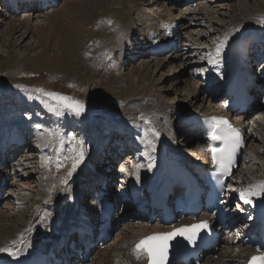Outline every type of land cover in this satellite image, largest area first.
<instances>
[{
    "label": "bare ground",
    "instance_id": "1",
    "mask_svg": "<svg viewBox=\"0 0 264 264\" xmlns=\"http://www.w3.org/2000/svg\"><path fill=\"white\" fill-rule=\"evenodd\" d=\"M59 1L61 0H58L57 5L59 4ZM218 1L231 2L230 0H217V1H214L213 3L218 2ZM17 2L18 1L10 0L11 5H15ZM209 3L210 1L204 2L201 4V6L207 5ZM231 3L233 4V2ZM24 4L28 6L30 3L25 2ZM63 4L64 5H62L61 10L55 9L53 10V12H51L50 19H49L50 24L48 26V32L44 35H41V38L43 39L42 41L44 42L43 54L39 53L36 57L32 59L33 62L35 63L39 62L40 65H43L44 67L54 64L53 69L57 67H59L60 69L70 68L74 70L76 73L77 72L79 73L82 71L81 68L77 66V62L79 64V56H82V57L89 56L91 53L87 51L88 47L93 46L96 41H99L100 42L99 46L102 47V49L99 52L104 53L105 59H107L108 55H113V58L111 59V61L116 65L118 69L121 70L122 68L121 65H123L126 60H133L134 56L136 57L142 56V55L146 56L148 54L146 53L147 50H145V44L146 45L149 44L148 41H150L149 35H148L149 33L148 27H152L157 30L155 35L152 37V42L159 38H160L159 42L157 43L166 42L168 44L174 41V38H175L174 35H171L170 37L165 36L167 29L163 28L159 30L158 24L160 21H162V19L164 21H170L174 23L172 34H174L176 31L178 32L180 31L181 33H186V35L189 38L188 42L191 44V46L192 44H195L193 43L195 42V40L201 39L199 37L196 38L195 37L196 33H193V31L191 32L192 27L196 26L199 20H197L196 22H192L194 23V25L192 23L188 25L189 22L184 21V18H183L184 14L178 15L176 13L177 5L170 3L169 0H165V1L164 0H65ZM2 5L3 7L1 8L2 14L0 16V20L4 17L3 11H5V9H3L5 4H2ZM145 5H148L149 8L145 7ZM26 6L24 7L29 8L31 10L32 7H26ZM35 7L38 8L36 5ZM234 7L236 8L235 5H231L227 7L225 6L223 8L221 7L220 10L227 8L232 11L234 10ZM210 8L211 7H207V9H204L202 12L197 13L196 18L203 17L204 15L207 16V15L214 14V17L219 15V12L217 13L215 11L210 14V12H212L213 10V9L211 10ZM240 8L242 9L241 11H244L242 13L240 12L241 15L244 17H240L238 19L239 14L238 15L233 14L234 11H232V14L227 13L224 15L227 16L226 18L232 17L234 22H232L231 24H228L229 21H224L225 18L222 19L223 21L219 20L221 22V24L219 23L220 24L219 28L221 30L220 29L219 30L224 32V36L225 34H230L229 40L227 44L225 45L221 55H223L227 51L228 49L227 47L229 43L233 42L239 37H247L248 35L257 33V31L261 32L264 37V28L263 27L260 28L261 25L264 26V24H261L258 22L261 18H264V16L262 17L260 16L258 18L256 17L250 18L248 16L250 14L249 7L246 3L244 5V1ZM36 10H39V9H36ZM13 14H16V13H13ZM31 14L32 13H29L26 15L31 16ZM108 21H111L112 23L109 24ZM19 23L20 24H17L15 20L11 21V24H9V29L7 30L8 33H12L18 30L20 25L23 24L21 22ZM209 23H212V19L210 20ZM226 25H227L226 30L224 29L222 30V27ZM137 28H140L139 32H137ZM28 31H30V27L26 26L25 32L22 34L24 35ZM158 31L162 35H160ZM260 37L262 38L261 35ZM223 39L221 41H223ZM53 42H55L54 44L55 54L50 56L48 55L47 52L49 51V49L52 48ZM199 43L200 42L196 44H198L199 46ZM165 46L166 45H164V47ZM174 49H177V50L175 52H172L169 58L168 56H165L162 59L160 57L156 59V62H155L156 69L153 72V74L156 72V70L160 72L165 67V65H167L169 62H172L171 64L173 66H171V70H173V72L175 73V71H178V69H180L178 68V65H177L178 63L179 65L185 66L186 61H188L189 58L192 57L189 54L190 51H188V53L186 54V52H184L182 48L180 49L174 48ZM232 63L233 65L228 64L226 66L224 63L221 64L222 68H221V74L219 76H223L224 80L226 78L227 82L237 81V77L240 75L241 69L245 68V65L242 61L238 63V61L234 59ZM144 64L141 67L135 66L132 69L133 71L132 73L139 80L141 79L147 80L148 77L149 79L151 78V74H152L151 70H153V66H150V64L148 63L146 65ZM227 71H230V74L227 77H225V73ZM111 73H113V71H111ZM114 73H116V71ZM114 75L116 76V78L120 77V75L119 76L116 74ZM163 77H164L163 74L160 75L158 83ZM182 77L183 75L181 73H178V75H175V78L171 79L173 81L172 82L173 85L175 83L176 89L174 91L177 94L178 89H179V84H182L183 82L186 83V85L188 84L186 86V88L189 89L188 90L189 94L187 95L188 96L187 99L190 98V100H187L188 102H179L176 104H171V103H167L164 101H160L159 98H157L153 93H151V90L149 88H145L140 93L139 92L136 93L134 92L136 91L134 82L132 80H128L127 82L130 86L129 87L130 92L131 91L133 92L131 93V95H127L128 97H126L128 100L129 106L127 110H125V112L128 115H124L123 118H121L120 116V118L116 119V121L118 120L117 123L125 127L123 129L138 133V138H139L138 142H141L140 139H142L144 134L147 133L148 138L153 140L156 145L155 151L156 150L158 151L159 147L161 146L160 143H162L163 147L162 146L161 147L163 149L162 150L163 156L161 157V159L165 157L164 152L166 151V153L170 157L171 156H182L187 161L197 162L198 165H201L203 164V162H205L208 164V166H212L211 154L209 150L210 145H209V142L207 141V137L205 138V136H202L199 132H196V129H193L190 126L193 124V121L194 122L198 121L199 119H201L202 116H209L212 113L215 114V113L222 112L216 107L217 105L219 106V104L214 105L213 101L211 100L212 98L214 100L219 99V96H222V91L225 86L222 83L219 86H215L213 84L214 79L211 76H209V80L211 81V83L209 85L208 91L210 95L209 94L204 95L205 91L202 89V86H200L197 82L196 83L193 82L195 79V76L190 75V80L189 78L184 79ZM215 91H218L219 94L217 95ZM227 104H228V100L226 99L225 106ZM192 107H195V108H192ZM191 108L193 110H191ZM141 116H144L146 119H141ZM249 118H250L249 115L238 116L235 118V122L237 125L247 126L246 124ZM254 124L256 125V127L253 129V132H250L249 141H252L253 143H256V144L260 143V145H258V149H256V151L250 148V144L247 145L246 153L247 152L249 153V155L251 156L250 158L252 159V161L254 160L256 164L254 165L257 166L259 162L261 164L264 163V116H261L258 119H255L253 121V125ZM153 129H155V131L159 133L158 136L154 134ZM121 130H122L121 127H117L116 132H119ZM180 131H182V134L184 135L183 138H185L183 141L180 139L179 141L176 138V136L180 135L181 133ZM194 138H197L201 142L204 139H206V142L208 143L207 144L208 153H206V151L203 149L201 152H198V151L194 152L196 151V149H194V151L192 150L189 151L190 154H192L190 156L188 155V152L187 153L185 152L189 150L188 147H187L188 149L185 148L186 150L182 152L183 151L181 149L182 144L186 146H190V145L192 146L194 145V143H196V140ZM155 151H152L150 148H145V151H143V154L141 156L142 162L141 163L134 162V164L132 165V167L134 166V169L132 168V173L130 174L131 176L128 174V176H130V179L144 180L149 177L150 173L154 170V168L156 167V163H157L156 162L157 159H155L157 157V154H156L157 152L155 153ZM91 162H88L87 164H85L84 166L85 168L81 169L82 173L80 174L81 179L79 182H80V185H83V190L85 192L87 190H90V189H87L88 186L91 189H97L99 191L103 190V192H106V194L109 197H111L113 201H115L114 196H113L114 192L111 191V187L115 183V179H113L112 177L113 172L109 171L106 168L104 169L102 168L103 171H99L98 169L95 170L93 169L94 164ZM136 166H139V167L137 168ZM240 169L241 167H239L238 169V172H239L238 175L241 173ZM9 173L10 171L5 172V174L0 171V182H1L0 184L2 186H3V183L6 182L7 179H9L10 177ZM256 173L258 175L260 174L262 176V179L259 177V180H257V182H255L252 179L250 180L251 177H249V175L254 176V175H257ZM137 174L139 175V179H137ZM248 174L249 173H247L245 177L246 183H244L239 188H241L242 191L249 190V189L252 191H256L257 190L256 186H258L261 182H264V168H262L261 166H259V168L256 167L255 169H252L251 174L249 175ZM238 175L234 176V180L243 179L239 177L240 175L239 176ZM100 185L102 186V188H100ZM39 186L41 185L39 184ZM25 187L29 188L30 186L29 184H25L23 189H25ZM43 189H45V186L41 187L40 190L35 189L33 191L35 193L34 194L35 196H32V199H33L32 201H35V199H38V197L40 199L41 197L46 195V193L43 192ZM87 195H88L87 203H90L93 208L91 212L87 211L85 208L81 209L79 207L76 208L77 211L76 210L68 211L66 225H61L60 229L56 228L57 225H56V222H53V219H49V221H47L45 225L42 224V226H48L50 228L48 230H52L53 235L50 236L48 239H53L54 242L44 239L43 231H39V232L33 231L31 232L29 237L24 239L26 234L24 235L25 231L23 229L26 228L25 226L26 220L27 219L29 220L30 218L32 220L35 216L34 213L30 212L28 216V215H24L22 211H20L19 213L10 212V214H7L5 212H0L2 213V215H0V227H1L0 247H5L7 245L10 246L12 241H16L15 239L20 238L22 241V246L18 245L17 249H20V248L24 249L23 253L19 255L18 257L9 256L6 252L5 253L0 252V258H4L6 259V261H9L12 259L16 260L18 261L17 264H69V262H71V264H76L75 258L76 259L80 258L81 261L87 262L86 261L87 259L84 258L85 257L84 255L87 254L86 252H84V250L87 249L86 240L91 241L90 236L93 237L94 240H96L98 238L97 233H99L100 231L104 229V228H100L101 226L100 227L98 226L96 220L95 221L90 220V217H93V215L97 212V208H95V203L92 202V198L95 197L96 193L91 192V196L89 195V193ZM248 197L250 198L251 203H254V204L264 203V193H260L258 195H249ZM19 198H18L19 201L24 202L29 197L28 196L24 197V199L23 198L19 199ZM20 205L18 206L21 208L22 206ZM146 206L149 208L147 204ZM263 212H264V208H263ZM123 218L125 219L124 214L120 218L119 216L115 215L114 221L112 222V224H114V227H115L117 226V224L122 223L125 225L124 230L126 231L130 230V231L126 232L125 234L117 235L116 238L117 237L118 238L115 240V242L112 245L107 244L103 250H99V251L97 250L98 251L97 254L99 256L97 255L98 257L94 259L95 260L94 264H148V261L146 258L139 259V260L137 259L133 251L135 244L139 240L147 236L156 234L157 231L164 228L163 225L157 224V225H153L152 227H147V225L144 224L146 221L145 216L137 215L136 219H139L141 221L140 227H137V224L130 220L123 221L124 223L123 222L119 223L120 219H123ZM136 219L134 221H136ZM171 228H173V226L167 227V229H171ZM167 229L164 228V231H167ZM258 229L259 227L257 226L254 231H258ZM76 230L80 232L81 237L85 236V239H84L85 243L83 242V245H82L83 249H81L80 247H76L79 237L74 238V240H69V236H71L73 232L75 234ZM105 232H107L106 229L104 233ZM55 233H57V235H55ZM27 234H29V231ZM68 241H69V245L71 246L68 245ZM108 242L109 240H107V243ZM89 246L90 248H92L91 243H89ZM62 248H65V252L63 255H59L58 249L61 250ZM229 248H231V246L228 248H224L223 254L221 253V255H218L217 257H215L216 256L215 255L214 257L208 259V261H204L203 264H243V261L240 263V260L242 258H244V260H247L249 256H251L255 252L260 251L258 245L256 246L249 245L248 249L246 250L242 249L243 251L237 250V247L234 249L231 248V250ZM106 250H108V252H105ZM48 253L50 254L47 255ZM92 259H90V261ZM174 261H175V264H179L177 257L174 258ZM78 263L82 264L81 262H78Z\"/></svg>",
    "mask_w": 264,
    "mask_h": 264
},
{
    "label": "rangeland",
    "instance_id": "2",
    "mask_svg": "<svg viewBox=\"0 0 264 264\" xmlns=\"http://www.w3.org/2000/svg\"><path fill=\"white\" fill-rule=\"evenodd\" d=\"M1 1L2 0H0V6L2 5ZM64 1L65 0H61L59 1V4L57 6H51L49 9H46V10H40V9L36 10L35 6H31L32 7L31 10L29 8L23 7L19 15L13 14L14 12L11 11L10 8H8L7 6H4L3 8L5 9V11H3L4 17L0 20V105L4 106V108H6L5 110L14 108V107H23L24 104L29 105L30 103L28 102H24V104L21 105V101H19L18 96H17V94H19L20 91L22 90L15 86L23 85L30 92H33V95L28 94L25 97L26 100L30 101L34 96V101L36 105L38 106V107H35L36 110L38 111V114L42 116V118H44L45 120L51 121L50 124L47 123V126H48L47 128L45 124L43 125L44 130L46 129L45 131L43 130L45 134L44 137L39 138L41 136L40 134H42L43 131L37 134V138L35 139V142L38 145L37 147L38 149H36L34 152H30V154L27 153L26 155L28 156L20 162L21 169L20 168L19 169L22 171L25 170L24 172H21L22 175L24 177L25 176L27 177V175L30 174L31 177L25 180L21 177L14 179L15 185H13L12 187H9L10 193L8 192V196L5 195L6 194L5 192L2 196H0V199L4 198L2 199L3 205L0 206V212H5L7 214H10V212L19 213L20 211H22L24 215H28L30 212L35 214L32 220L31 218L29 220L28 219L26 220V223H25L26 228L25 229L21 228L25 231L24 235L26 234L24 239L29 237L31 232L33 231L35 232L43 231L44 233V228L47 229V231L48 229H50L48 226H40V223L42 222L40 221V219H42L43 217H46L47 221H49V219H53V222H56V225H57L56 228L58 227V225L61 228V225H66L68 211H73V210L77 211L76 208L78 207L81 209L85 208L89 212L92 211L93 208L91 204L87 203L88 195L83 190V185H80V182H79L81 179L80 174L82 173L81 169L85 168L84 167L85 164H82L79 167H77L76 170L72 173V175L70 177L68 176V173L71 170L72 162H73L72 159H70V157L74 155V153L70 151V149L76 147V141H82L85 148L86 146L90 145L89 141H87V139L83 137V133H85L86 130L89 129L90 127H93V125H97L98 126L97 130H99L101 129V126L103 125L104 121H108V118H109L115 124H107V123L105 124L104 123V125L105 126H116V124H118L117 123L118 120L116 121V119H119L120 116L121 118H123L124 115H128L125 112V110H127L129 106L128 100L126 97H128L127 95H131V93H133L132 91L130 92V88H129L130 86L127 82L128 80H132L134 82V85L136 88V91L134 92L136 93L138 92L140 93L145 88H149L151 90V93H153L157 98H159L160 101H164V102L171 103V104H176L179 102H188L187 100H190V98L187 99L188 97L187 95L189 94L188 93L189 89H187L186 86L188 84L186 85V83L184 82L182 84H179L178 93L176 94L174 91L176 89L175 83L173 85L172 83L173 81L171 79L175 78V75H178V73H181L183 75L182 78L184 79L189 78L190 80V75L195 76L194 72L198 69L199 65H202L201 62H202L203 57H204L203 61L207 62L208 61L207 57L209 56V54H212L214 56L217 45L221 42V40L224 37V32L220 31L221 29L219 28V25L221 24L220 21H223L222 19L225 18L224 21H229L228 24H231L232 22H234L232 17L226 18L227 16L224 14H227V13L232 14V11H234L233 14H236V15L239 14L238 19L240 17H244L241 15V13L244 11H241L242 9L240 8L244 1V5L246 3L249 7L250 14L248 16L250 18L251 17L258 18L260 16L261 17L264 16V0H256V1L255 0H248V1L242 0V2L241 0H234L235 2L233 1L234 2L233 4L231 2L224 3V1L215 2L213 6L210 8L211 10L213 9L212 12H210V14L213 13L214 11L217 13L219 12V15L215 16L218 19L214 17V14L207 15V16L204 15L203 17H198L199 22H197L196 26L192 27L191 32L193 31V33H196V36L195 35L194 36L196 38L197 37L201 38L200 40L199 39L195 40V42L192 41L193 43H195L193 45L197 47L198 49H200V51L196 54V56H193L195 60L192 61L193 58L192 57L189 58V60L186 61L185 66L179 65L178 63L177 65H178V68L180 69L177 68L178 71H175V73L173 72V70H171V66H173L171 64L172 62H169L167 65H165V67L160 72L156 70V72L153 74V72L156 69L155 62L157 58L152 55H147V56L142 55L140 57L137 56L138 58L135 61L127 60L123 65H121L122 68L120 70L116 67L115 64L111 65L113 64V62L110 59L113 57V55H108L107 59H105L104 53L99 52L102 49V47L99 46V43H100L99 41H96L93 46L88 47L87 51L91 53L89 56L87 57L79 56V64L77 62V66H79L82 71L79 73L78 72L76 73L74 70L70 68L60 69L59 67H57L53 69L54 64L44 67L43 65H40L39 62L35 63L32 61V59L36 57L39 53L43 54L44 42L42 41L43 39L41 38V35H44L48 32V26L50 24L49 19H50L51 12H53V10L55 9L61 10L62 5H64L63 4ZM5 3L6 2H4L3 4ZM231 5L236 6V8L234 7V10L232 11L227 8L220 10L221 7L223 8L225 6L227 7ZM2 7L3 5L0 7V16L2 14V11H1ZM145 7H148V5H145ZM176 8H177L176 13L178 15L184 14L183 15L184 21L189 22L187 19L188 17H186L187 13H184L183 10L180 11V8L178 7ZM184 11L186 12L187 8ZM29 13H32L31 16L29 15L30 17L26 15ZM211 19H212V23H209ZM13 20H15L17 24H20L19 22L23 24L20 25L18 30L12 33H8L7 30L9 29V24H11V21ZM190 23L191 22H189L188 25H190ZM192 24L194 25V23ZM26 26L30 27V31L26 32V34L23 35L22 33L25 32ZM262 27L264 28V26L261 25L260 28ZM226 28H227V25L223 26L222 30L223 29L226 30ZM139 30L140 28H137V32H139ZM198 42H200L199 46L198 44H196ZM54 44L55 42H53L52 48L49 49V51L47 52L48 55L50 56L55 54ZM189 51H190L189 53L190 56H191V53H195V50H193V52H192V49ZM187 53L188 52H186V54ZM200 53L202 54L201 55L202 59L200 57H197ZM165 56H168L169 58V56H171V52H168L162 55L160 58L162 59ZM146 62L150 64V66H153V70H151L153 75L151 74L150 79L148 77L147 79L148 81L143 80V79L139 80L132 73L133 72L132 69L135 66L141 67L144 63H145L144 65H146L147 64ZM111 71H113V73H111ZM115 71L116 73H114ZM114 74L118 76L120 75V77L116 78ZM162 74L164 75V77L158 83L159 77ZM183 88L185 89L186 92L184 91ZM36 89H44L47 92L60 93L62 95L74 97L77 100L83 101L85 104V111L81 115L77 116L68 110H63L64 114L57 116L55 112L51 110V108L59 107V104L56 101H53L52 99H48L47 96H44L42 93L35 91ZM220 97L221 96H219V98ZM1 103H3V105ZM195 107H192V108H195ZM192 108L191 110H193ZM61 126H66V127H64L61 131L60 129ZM76 126L79 128L82 127V129H84L85 132L75 131ZM70 129L71 131L74 132V135L68 136V139L71 136H75L76 138L75 141L69 139V141H71V143H73L74 145H72L71 143L68 145L65 142L64 146L66 147L67 152L64 151L59 156L57 155V152L52 153V157H55V160H57L58 162L55 161L53 162L52 165H48L49 160L47 157H44V155L47 156L49 155V153L48 152L45 153V150H48V149L53 150L54 147H57L59 138L64 135V132L69 133ZM94 131H96L95 128L91 131V133ZM180 132H181L180 135L176 136V138L178 140L180 139L183 141L185 138H183L184 135L182 134V131ZM115 133H118V132H115ZM251 142H250V148L256 151L260 143L256 144V143H253V142L251 143ZM195 144L196 143H194V145L192 146L191 145L186 146L182 144L181 146V149L183 150L182 152H184V150H186L185 148L188 147L189 150L185 152L186 153L188 152V155L191 156L192 154H190L189 152L190 150L194 151V149H196V151L194 152L198 151L197 146H195ZM24 151L27 152V149H25ZM91 151H92V146H89L88 148H86L87 154H89ZM247 157H248L247 158L248 162L243 164L242 168L240 169L241 173L239 174L240 175L239 177L243 179H241L239 182H234L233 191H232L233 194L237 193V191L240 189L239 187L241 184H244L245 182L244 180H245L247 173L251 174L252 169H255L256 167L259 168V166L264 168V163L261 164L260 162L258 163L257 166H255L256 164L254 160L252 161V159L250 158L251 156L249 155V153L247 154ZM87 158H92V161L93 159H95L94 157H92V155H90V157H87ZM44 159L46 160L44 161ZM93 162L95 163L96 169H98L99 171H103V169L105 168L104 166H106V164L103 167L102 165H100L101 164L100 159L97 161L94 160ZM58 164H59V167H58ZM47 165L48 167L46 168ZM121 165H118L117 167H115V170H112L113 172L112 177L115 180L119 178V175L118 176L116 175L117 171L119 170L120 176L122 177L121 181L124 182L125 176H127V178L130 179V176H131L130 174L132 173V168L134 169V166L132 167V165H130V160L128 159L122 165V167ZM10 174L11 173H9V176L11 177V175L13 174L11 175ZM128 174L130 176H128ZM249 177H251L250 180L252 179L255 182L259 180V177L262 179V176L260 174L259 175L257 174L254 176L249 175ZM64 179L67 181L66 183ZM119 180H117L118 183H119ZM117 182L115 181V183ZM115 183L111 187V191L113 192L116 191V189L113 188L115 186ZM11 184H12V180H10V178L7 179L6 181L7 187L10 186ZM25 184H29L30 187L29 188L25 187V189H23ZM39 184L41 186H39ZM44 186H45V189H43V192H45L46 195L41 197L40 199L37 196L38 199H35V201H32L33 200L32 196H35L34 195L35 193L33 191L35 189L40 190L41 187H44ZM27 196L29 198L25 200L24 202L18 200L19 197H20L19 199L21 198L24 199V197H27ZM62 200H64L63 202H65L66 204L63 206H60V202ZM49 201L59 202V204H57V207L55 208L57 209L56 212L54 208L51 209L52 211L50 209H46L45 206L52 203ZM74 201L80 202L79 203L80 205L79 206L77 205L74 207L73 206ZM19 202L21 203V205ZM43 202H44V206L42 205ZM18 205L22 207L20 208ZM117 211L118 213L116 214L115 212V215L119 216L120 218L124 214V212H122L120 208L118 207H117ZM0 215H2V213H0ZM57 216H59V218H57ZM59 219L61 220L59 221ZM123 220L124 219H120L119 223L123 222ZM34 222L35 224L40 222L36 224V226H38L37 230L35 226H32L34 225ZM120 224H117V226H120ZM117 226H115V228ZM121 226L122 227H120V229H118V231L114 233L112 240L109 241L108 244L112 245L115 242V240L118 238V237L116 238L117 235L125 234L126 232L130 231V230H127V231L124 230L125 225H121ZM0 230H1V227H0ZM28 231H29V234H27ZM15 240H16L15 246H18V245L22 246V241L20 238L15 239ZM8 246L9 245L5 247H8ZM103 249L104 248L99 249V250H103ZM98 251L96 250L93 253V260L85 264H94V261H95L94 259L99 256L97 254ZM105 252H108V250H106ZM205 261H208V260H205Z\"/></svg>",
    "mask_w": 264,
    "mask_h": 264
},
{
    "label": "snow or ice",
    "instance_id": "3",
    "mask_svg": "<svg viewBox=\"0 0 264 264\" xmlns=\"http://www.w3.org/2000/svg\"><path fill=\"white\" fill-rule=\"evenodd\" d=\"M258 22L264 24V18H261ZM108 23L111 24L112 22L108 21ZM229 37L230 34H225L223 41H221L215 49L214 57L212 54H209L207 57L209 63L219 64L221 62V53L227 44ZM200 71H203V69ZM15 87L25 92L28 91V89L23 85H16ZM35 91L42 93L44 96L51 98L59 104V107L51 108L57 116L63 115V110H68L77 116L81 115L85 111L84 102L77 100L74 97L65 96L56 92H47L44 89H36ZM141 119L146 118L141 116ZM207 122L211 125L207 131V141L210 145L209 150L211 153L212 164L215 166L218 173L230 176L231 169L235 164L236 154L243 143L241 132L238 128L233 127L232 124L225 118L211 117L208 118ZM35 127L40 129L42 126L37 124ZM153 132L155 135H159L155 129H153ZM69 139L75 141L76 138L75 136H71ZM142 140L146 148H150L152 151H155L156 145L153 140L148 138L147 133L144 134ZM65 142V138L61 136L58 141V146L54 147L53 150L57 153L64 152ZM70 151H72L74 155L70 157L73 162L71 170L68 173L69 177L76 170L79 164L83 162L86 149L82 141H76V147L70 149ZM136 167L138 168L139 166ZM137 179H139L138 174ZM66 182L67 181L65 180V183ZM256 189V191H252L250 189L242 191L240 193L241 199H243L245 203H251V201L247 199V196L264 193V182H261L258 186H256ZM208 228V222L201 221L197 224L182 226L169 233H156L139 240L135 244L133 251L138 260L146 258L148 264H167L170 242L172 240L179 236L194 245L199 232ZM15 245L16 241H13L8 247H0V252H6L9 256L18 257L23 253L24 249H17ZM249 264H264V252H261L260 255L253 256Z\"/></svg>",
    "mask_w": 264,
    "mask_h": 264
}]
</instances>
